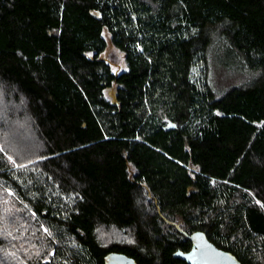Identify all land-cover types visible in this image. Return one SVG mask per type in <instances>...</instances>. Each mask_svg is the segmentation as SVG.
Masks as SVG:
<instances>
[{"label": "trees", "instance_id": "obj_1", "mask_svg": "<svg viewBox=\"0 0 264 264\" xmlns=\"http://www.w3.org/2000/svg\"><path fill=\"white\" fill-rule=\"evenodd\" d=\"M196 232L264 264V0H0V264H188Z\"/></svg>", "mask_w": 264, "mask_h": 264}, {"label": "rangeland", "instance_id": "obj_2", "mask_svg": "<svg viewBox=\"0 0 264 264\" xmlns=\"http://www.w3.org/2000/svg\"><path fill=\"white\" fill-rule=\"evenodd\" d=\"M105 38L107 48L101 57L112 65L116 73L126 70L125 54L114 46L108 33H105ZM210 66L211 83L217 95H222L231 86L249 79L247 74L238 70L236 64L230 60L225 49L219 43L214 44L210 50Z\"/></svg>", "mask_w": 264, "mask_h": 264}, {"label": "water", "instance_id": "obj_3", "mask_svg": "<svg viewBox=\"0 0 264 264\" xmlns=\"http://www.w3.org/2000/svg\"><path fill=\"white\" fill-rule=\"evenodd\" d=\"M191 240L190 251H177L174 256L188 264H242L235 255L215 246L203 232L194 233ZM104 261L105 264H138L135 259L119 252L107 254Z\"/></svg>", "mask_w": 264, "mask_h": 264}]
</instances>
